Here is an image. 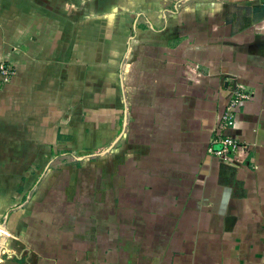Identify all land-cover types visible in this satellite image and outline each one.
Listing matches in <instances>:
<instances>
[{
	"label": "crops",
	"instance_id": "crops-1",
	"mask_svg": "<svg viewBox=\"0 0 264 264\" xmlns=\"http://www.w3.org/2000/svg\"><path fill=\"white\" fill-rule=\"evenodd\" d=\"M1 22L56 65L38 190L0 176V264H264V0H0Z\"/></svg>",
	"mask_w": 264,
	"mask_h": 264
},
{
	"label": "rangeland",
	"instance_id": "rangeland-1",
	"mask_svg": "<svg viewBox=\"0 0 264 264\" xmlns=\"http://www.w3.org/2000/svg\"><path fill=\"white\" fill-rule=\"evenodd\" d=\"M0 26V176H2L1 181H8L6 169L14 167L22 169L26 165L24 169L26 171L21 174L26 177L31 176L34 181L32 188L25 192L24 197L27 195L33 197L38 190L41 178L37 167L40 158L33 156V151L40 143L34 136V130L35 132L39 131L41 116L46 110L43 107L45 103L42 99L46 93L41 92L45 90L46 86L44 77L50 73L51 69H54L56 62L41 59L43 53L38 51L40 46L38 43L41 41L39 30L31 31L27 28L13 30L7 28V23L4 22H1ZM13 31L16 33L13 36L18 37L16 44L12 43L11 39ZM9 52L10 56H13L12 58L9 57ZM22 63L25 64L23 67L31 69L34 75L32 84H24L21 76L15 77L18 65ZM39 73L41 74L39 75ZM65 116L64 119L66 120L69 112ZM35 144L36 146H34ZM45 163H48L50 168L58 166L62 169L74 164L69 157L64 159L62 157H48V161ZM16 174V177L11 176L15 178L18 185L20 184L18 180L24 181V178L18 176V172ZM2 222L1 216L0 224ZM7 258L8 255L1 250V259L7 260Z\"/></svg>",
	"mask_w": 264,
	"mask_h": 264
},
{
	"label": "built area",
	"instance_id": "built-area-1",
	"mask_svg": "<svg viewBox=\"0 0 264 264\" xmlns=\"http://www.w3.org/2000/svg\"><path fill=\"white\" fill-rule=\"evenodd\" d=\"M247 99V96L241 92H236L233 95V99L230 100L225 112L221 116V127L227 126L231 123V119L235 112V109L241 102V100ZM239 148V143L236 139L230 136H221L212 140L208 151L210 154L228 158L234 154Z\"/></svg>",
	"mask_w": 264,
	"mask_h": 264
},
{
	"label": "bare ground",
	"instance_id": "bare-ground-1",
	"mask_svg": "<svg viewBox=\"0 0 264 264\" xmlns=\"http://www.w3.org/2000/svg\"><path fill=\"white\" fill-rule=\"evenodd\" d=\"M0 233H4V235L6 236V233H5L4 231H1V230H0ZM4 235H3V236H4Z\"/></svg>",
	"mask_w": 264,
	"mask_h": 264
},
{
	"label": "trees",
	"instance_id": "trees-1",
	"mask_svg": "<svg viewBox=\"0 0 264 264\" xmlns=\"http://www.w3.org/2000/svg\"><path fill=\"white\" fill-rule=\"evenodd\" d=\"M26 197V196H25ZM25 197H23V199H25Z\"/></svg>",
	"mask_w": 264,
	"mask_h": 264
}]
</instances>
